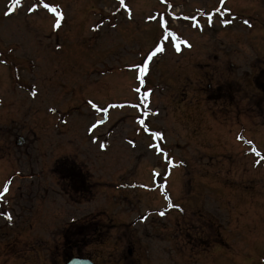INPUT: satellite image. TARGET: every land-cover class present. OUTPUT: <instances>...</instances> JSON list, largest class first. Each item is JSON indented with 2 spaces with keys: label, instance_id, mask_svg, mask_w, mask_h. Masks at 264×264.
Masks as SVG:
<instances>
[{
  "label": "rangeland",
  "instance_id": "rangeland-1",
  "mask_svg": "<svg viewBox=\"0 0 264 264\" xmlns=\"http://www.w3.org/2000/svg\"><path fill=\"white\" fill-rule=\"evenodd\" d=\"M11 2L0 0V264H62L70 242L94 264H264V0H125L131 19L117 0H45L63 16L55 30L53 13L27 11L35 0L5 16ZM157 44L141 85L134 66ZM89 100L108 109L96 128L104 112ZM57 158L87 172L92 196L56 178Z\"/></svg>",
  "mask_w": 264,
  "mask_h": 264
},
{
  "label": "snow or ice",
  "instance_id": "snow-or-ice-1",
  "mask_svg": "<svg viewBox=\"0 0 264 264\" xmlns=\"http://www.w3.org/2000/svg\"><path fill=\"white\" fill-rule=\"evenodd\" d=\"M161 2H164V0H161ZM220 2L223 4L224 3V0H220ZM117 3L119 5V8H117V12L121 11V10H124V11H127L128 13V17L129 19H131V11L130 9L127 8V5H126V2L125 0H117ZM21 6V0H12V7L9 8L8 11H6L4 13L5 16H8L10 15L11 11L13 8H18ZM38 7H43L44 9H46L48 12H51L53 13L55 16H56V20H55V23L52 25L53 29H58L60 28L61 26V20L63 19V16L62 14L58 11L57 8L55 7H52L49 5V3L45 2V0H35V2L33 3V5L31 7H29L27 9L28 12H35L37 10ZM220 15H223V12H221L220 9H217L216 10ZM116 13L114 12L113 13V16H115ZM211 15L208 16V22L209 24H211ZM221 23H229L228 20H222ZM244 24L245 25H248L249 27H251V25L249 24V22L247 20L244 21ZM165 25V21L163 19L160 20V26L163 28ZM194 26H198V25H194ZM99 27V26H97ZM113 28L116 27L115 24L112 25ZM97 30V28H94L93 31ZM173 37H175V34L174 33H171L169 32L167 29H165V32H164V36H163V39H172ZM176 40L179 39V37H175ZM182 43L185 44V46H188L190 47V45L187 44L186 41H183ZM173 47L175 48V50L177 52L180 51V46L176 43L173 42ZM164 51V47L160 44H157L156 47L152 50H149V52L146 54L145 58L141 61V63L139 65H136L134 66L137 70V75H136V79L139 81V83L141 85L144 84V77L145 75L147 74L148 72V68H149V64L150 62L153 60L154 57L157 56V54L159 53H162ZM0 63H3V61H0ZM135 91L137 93H140L141 89L139 87H137L135 89ZM33 95H36L35 92H33ZM150 93L149 92H145L144 95L140 98V105L139 106H144L145 108L147 107V100H148V97H149ZM88 103L91 105L92 108L96 109L98 112L99 111H103L105 114L107 113L108 109L107 108H104V109H101V108H98L97 105L95 103H93L91 100L88 101ZM138 105H132V107H139ZM110 107H116V105H111ZM51 111V109H50ZM149 113L147 111L144 112V115L147 116ZM154 114V113H153ZM104 121H97V123H94L92 124V128H96L97 127V124L99 123H103ZM138 124H140L142 127H143V130L146 131V132H149L150 130L148 129V126L147 124L145 123V120L144 119H139L137 121ZM150 135L154 138V139H163L162 135L160 132H150ZM237 139H241V137H237ZM131 143V141H130ZM248 143H250V141H248ZM100 147L103 148L104 147V144L101 143L100 144ZM149 147H154L157 154H162L165 156L166 158V162L169 166H172L174 167L175 165L173 164V162L170 160V159H167V153H164L163 149L160 148L158 145H149ZM253 152L259 156L260 153L259 152H256L255 149H253ZM260 161H256V163H259ZM154 175H159V173H153ZM10 183L11 181H8L6 182L4 185H3V188L2 190H0V198H3L5 196L6 193L9 192V186H10ZM143 187V186H142ZM165 199L166 200H170L169 197L165 196ZM168 207L171 208V207H179L178 205H173L171 202H169L168 204ZM182 211V209H181ZM159 215L161 216H164L165 213L164 212H160ZM4 218L8 221H10L12 219L11 215L10 214H7L5 213L4 214Z\"/></svg>",
  "mask_w": 264,
  "mask_h": 264
},
{
  "label": "trees",
  "instance_id": "trees-1",
  "mask_svg": "<svg viewBox=\"0 0 264 264\" xmlns=\"http://www.w3.org/2000/svg\"><path fill=\"white\" fill-rule=\"evenodd\" d=\"M60 169V170H59ZM64 171L65 179L68 178L70 180H75L76 183H79L81 186L80 192H86L87 189L84 187V179L82 176V171H80L77 164L72 163V161L63 163L62 160H59L54 167V173L56 174V177L62 175L61 173ZM74 183V184H76ZM93 233H97V230H94Z\"/></svg>",
  "mask_w": 264,
  "mask_h": 264
},
{
  "label": "flooded vegetation",
  "instance_id": "flooded-vegetation-1",
  "mask_svg": "<svg viewBox=\"0 0 264 264\" xmlns=\"http://www.w3.org/2000/svg\"><path fill=\"white\" fill-rule=\"evenodd\" d=\"M70 250V249H67ZM69 257V252L66 251V249H60V256H59V260H66Z\"/></svg>",
  "mask_w": 264,
  "mask_h": 264
},
{
  "label": "water",
  "instance_id": "water-1",
  "mask_svg": "<svg viewBox=\"0 0 264 264\" xmlns=\"http://www.w3.org/2000/svg\"><path fill=\"white\" fill-rule=\"evenodd\" d=\"M67 264H90L87 261H77V260H71Z\"/></svg>",
  "mask_w": 264,
  "mask_h": 264
}]
</instances>
